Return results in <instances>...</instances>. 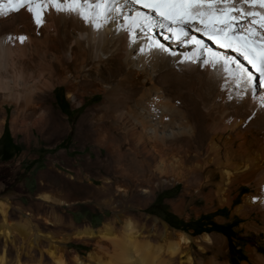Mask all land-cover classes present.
<instances>
[{
    "label": "bare ground",
    "instance_id": "6f19581e",
    "mask_svg": "<svg viewBox=\"0 0 264 264\" xmlns=\"http://www.w3.org/2000/svg\"><path fill=\"white\" fill-rule=\"evenodd\" d=\"M116 7L112 15L118 16L117 21L103 23L98 19L97 23H103L98 32L95 24L90 26L74 15L57 13L51 5L45 9L44 23L37 26L27 6L9 4L7 0L0 3V11L5 13L0 16V135L8 107L14 134L23 135L28 145L36 135L51 142L68 130V124L53 108L57 89H65L73 110L100 96V102L88 108L78 120L76 141L83 142L85 148L98 147L99 155L85 156L86 168L99 166L103 174L124 181L118 186L102 178L103 186L98 188L93 182L88 183L89 179H82L83 176L78 180L72 175L64 179L61 183L67 193L60 191L66 196L88 194L91 199L102 201L101 210L110 211L112 217L97 229L89 226L76 229L69 239L80 240H62L57 244L49 240L47 253L56 258L55 255L66 252L67 241H75L91 245L92 249L86 257L74 253L70 264H231L225 237L203 233L191 238L163 221L148 217L149 233L158 237L153 243L144 236L145 239L140 238V224L122 212L126 207L144 211L156 199L157 192L180 185L179 194L165 201L171 212L180 215L186 209L200 215L229 208L233 216L246 220L241 228L247 233L264 234L261 77L232 48H222L214 42L219 40L239 48L241 37L230 32H214L207 21H194L189 32V36L203 41L208 49L221 48L229 51L228 55L244 60L241 61L255 79L248 82L244 75L234 84L230 71L217 72L210 63H201L217 57L204 51L201 45H194L184 35L185 29L179 22L171 24L172 35L176 37L174 45L166 38V28H156L154 24L151 28L136 27L130 19L133 13ZM131 7L148 11L139 5ZM241 7L264 12L259 5ZM16 8L20 10L12 11ZM244 35L248 36V47L259 58L264 40L255 33ZM21 36L27 39L22 42ZM177 37L185 42L178 43ZM158 43L168 51L161 52ZM103 151L107 160L103 159ZM52 169L44 173L52 183L43 184L44 189L56 187ZM50 195L45 193L41 197L46 206L70 207ZM9 198L0 199L3 227L7 213L15 208ZM15 210L20 215L23 213L19 208ZM56 218V222L60 221L59 216ZM50 221L46 219V223ZM26 224L23 226L28 228ZM116 225L120 226V232L115 230ZM0 229L5 246L10 234L8 228L7 232ZM30 236L27 249L41 242L37 240L40 234L34 236L36 240H30ZM193 245L199 252L193 250ZM247 257L242 264H264V252L259 253L256 248L247 249ZM5 258L1 255L0 264H5ZM62 259L56 258L55 264H65ZM15 262L20 264L19 254Z\"/></svg>",
    "mask_w": 264,
    "mask_h": 264
},
{
    "label": "rangeland",
    "instance_id": "374dc122",
    "mask_svg": "<svg viewBox=\"0 0 264 264\" xmlns=\"http://www.w3.org/2000/svg\"><path fill=\"white\" fill-rule=\"evenodd\" d=\"M53 100V108L61 116L63 122L68 124V130L66 134L61 135L62 137L54 138L53 141L48 143L41 138L39 139L36 135L33 137L34 139L31 141V144L28 145L23 135L14 134L10 128L11 109L6 108L3 130L0 135V199L10 197L9 202L12 204L11 206L19 208L23 213L20 215L15 208H12L6 215V226L4 225V227L2 224V214L0 213V224L2 225H0V228H4L3 230L6 232L8 230L10 234V237L6 239L8 240V244L4 246V237L0 233V257L1 255L6 257L4 260L5 264H17L15 261L18 254L20 264H52L60 256L63 258L62 260L65 259V264H70L69 261L73 258L74 253L80 257H86L87 253L91 251L92 246H86L83 243L75 241H67L65 243L66 252H63L60 256H58L59 254L55 255L56 258L47 253V248L50 241H54L57 244V241L60 242L62 240H80L78 238H69L76 229H81L86 226L94 229L101 227L112 217V213L108 210H101L104 203L97 201L95 198L91 199L88 194L69 193L66 196L63 193L66 189H64L63 183L61 182L72 175L77 180L80 179L78 178L79 176H83L82 179H89L87 182H93L94 186L98 188L103 186L102 178H108L118 186L124 184V181L119 177L112 174H103L99 166L97 167L95 165L91 169L86 168L83 165L85 156L89 153L93 155L92 157L99 155L98 147L89 146L85 148L83 142L76 141L75 130L78 120L88 108L99 103L101 97L96 96L91 101L88 99L84 106L73 110L72 104L66 98L65 89L59 88L54 92ZM37 137L40 141L36 139ZM103 154L105 155L103 159L107 160L108 156L106 152L103 151ZM49 169H52L54 172L55 176H51L56 187L50 186V188L44 189L42 188L43 184H52L47 181L44 175ZM66 188L70 191L72 190L70 187ZM74 191L72 190V192ZM179 192L180 185L174 189L157 192L156 199L144 211H138L136 209L129 210L126 207L122 214L132 216L140 224V238L145 239L144 237H146V239L153 243L157 242L158 237H154L155 235L149 233L150 223L148 217L163 221L171 229L182 231L190 235L191 238L199 237L203 232L225 237L228 242L227 257L231 264H242L247 261V249L249 248H256L259 253L264 252V234H258L256 232L247 233L245 229L241 228L243 222L246 220L238 216H233L232 210L229 208L207 214L202 213L200 215L186 209L180 215L171 212L169 207L165 205V201L175 198ZM45 193L51 194L50 196L57 201L66 202L70 207L51 208L46 206L41 201V197ZM56 216H59L62 223L55 221L57 220ZM46 219L51 221L46 223ZM22 223H27L25 226L28 225L29 227H27L29 229L24 227ZM21 224L22 227L20 226ZM30 229L31 233H34V235L32 233V236H30L31 233H28ZM115 230L120 232V226L116 225ZM0 231L2 232L1 229ZM21 231H27L25 234L23 233V237L20 235L22 233ZM38 232L40 237L38 236L37 240L41 242L36 247L32 245V249L28 246V249H31V251H27L29 236L31 237L30 240H33L34 236L39 235ZM9 240L16 242L14 243L16 245L14 246ZM22 244L25 245L23 246ZM193 250L199 252L197 246L194 245ZM25 252L28 254H25ZM210 255L208 254V256Z\"/></svg>",
    "mask_w": 264,
    "mask_h": 264
},
{
    "label": "snow or ice",
    "instance_id": "6c2138e0",
    "mask_svg": "<svg viewBox=\"0 0 264 264\" xmlns=\"http://www.w3.org/2000/svg\"><path fill=\"white\" fill-rule=\"evenodd\" d=\"M3 2L4 0H0V3ZM7 2L19 4L22 7L27 6V11L32 15L33 22L37 26L44 23L45 9L51 5L57 13L67 16L74 15L78 19L85 20L90 26L95 24L98 32L103 28V23L109 21L115 23L117 21L118 16L112 15L113 12L117 11L116 6L133 13L130 19L136 27L143 25L151 28L154 24L156 28H166L171 32L173 31L171 24L179 22L185 29L184 35L188 36L189 39H196L194 36H189L190 30L194 26L193 22L205 23L207 21L214 32H230L234 37H241V47L239 48H233L232 44H225L219 40H214V42L220 43L222 48H232L239 56L247 60L249 65L256 68L261 77L259 85L264 88V50L261 51L259 63H257L256 53L248 47V36L244 35V33H248L251 36L252 33H255L257 38L264 40V12L256 11L252 7H241V5H259L260 8H264V0H7ZM34 5L43 7L36 9L33 7ZM63 5H70V7ZM135 5H139L148 11L135 10L131 7ZM220 5L223 7H213ZM19 10L16 8L12 11L18 12ZM4 15L5 13L0 11V16ZM256 17H259V20ZM98 19L103 20V23H97ZM196 30L199 31V29ZM19 39L23 42L27 37L21 36ZM209 39L214 38L209 36ZM177 41L180 44L185 42L180 37H177ZM197 43L201 45L204 51L211 52L214 57H217L213 61L204 60L201 63H210L217 72L230 71L234 77V84L238 83L240 77L244 75H246L248 82L255 79L252 72L237 57L224 56L223 62H221L218 57L222 54H217L208 49L203 41L197 40ZM157 48L161 52L168 51L163 44L158 43ZM172 54L174 55V53Z\"/></svg>",
    "mask_w": 264,
    "mask_h": 264
},
{
    "label": "trees",
    "instance_id": "16d2710c",
    "mask_svg": "<svg viewBox=\"0 0 264 264\" xmlns=\"http://www.w3.org/2000/svg\"><path fill=\"white\" fill-rule=\"evenodd\" d=\"M203 233H207V232H203ZM203 233H202V234H203Z\"/></svg>",
    "mask_w": 264,
    "mask_h": 264
},
{
    "label": "water",
    "instance_id": "95a60500",
    "mask_svg": "<svg viewBox=\"0 0 264 264\" xmlns=\"http://www.w3.org/2000/svg\"><path fill=\"white\" fill-rule=\"evenodd\" d=\"M175 230V229H174Z\"/></svg>",
    "mask_w": 264,
    "mask_h": 264
}]
</instances>
